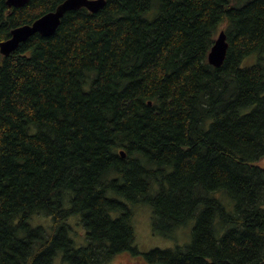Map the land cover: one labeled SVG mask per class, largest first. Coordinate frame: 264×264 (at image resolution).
I'll return each mask as SVG.
<instances>
[{"label": "trees", "instance_id": "trees-1", "mask_svg": "<svg viewBox=\"0 0 264 264\" xmlns=\"http://www.w3.org/2000/svg\"><path fill=\"white\" fill-rule=\"evenodd\" d=\"M63 1L0 0V42ZM263 160L264 0H106L0 52V264H264ZM140 204L190 240L141 253Z\"/></svg>", "mask_w": 264, "mask_h": 264}, {"label": "water", "instance_id": "water-1", "mask_svg": "<svg viewBox=\"0 0 264 264\" xmlns=\"http://www.w3.org/2000/svg\"><path fill=\"white\" fill-rule=\"evenodd\" d=\"M28 1L29 0H7V4L10 7H20L24 6ZM105 3L106 0H64L55 10L45 13L33 23L20 25L14 28L11 32V36L0 42V52L3 55H9L15 51L22 42L28 40L35 33H41L45 36L53 34L59 27L65 13L69 10L86 7L90 11L96 12L101 9ZM226 38L227 35L225 30H221L208 55L209 62L212 65L220 66L223 64L228 49ZM123 155H125L124 151Z\"/></svg>", "mask_w": 264, "mask_h": 264}, {"label": "rangeland", "instance_id": "rangeland-1", "mask_svg": "<svg viewBox=\"0 0 264 264\" xmlns=\"http://www.w3.org/2000/svg\"><path fill=\"white\" fill-rule=\"evenodd\" d=\"M257 61V55L253 54L252 56L246 58L243 62L244 66L252 65ZM264 164V160L262 161ZM134 218L133 224L136 233V246L141 253L149 252L154 248H170L175 247L177 244H185L191 238V231L193 228V222L189 223L183 229L174 233V235L165 236L161 234H156L152 228V209L147 204H140L135 206L134 210ZM77 218H72L73 220V231L77 232L79 235L78 238L83 239V235L85 230L83 226H80L77 221H74ZM40 223L47 224L51 222L49 217H41L39 219ZM72 237L75 238L74 233ZM78 243H83L84 241L75 238ZM106 264H161V263H153L148 261L143 254L133 255V254H122L107 262Z\"/></svg>", "mask_w": 264, "mask_h": 264}, {"label": "bare ground", "instance_id": "bare-ground-1", "mask_svg": "<svg viewBox=\"0 0 264 264\" xmlns=\"http://www.w3.org/2000/svg\"><path fill=\"white\" fill-rule=\"evenodd\" d=\"M90 253V252H89ZM93 254V253H92Z\"/></svg>", "mask_w": 264, "mask_h": 264}]
</instances>
